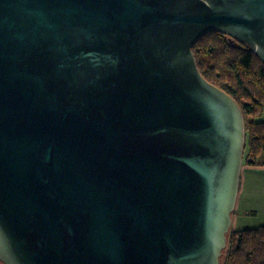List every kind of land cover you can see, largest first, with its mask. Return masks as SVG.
<instances>
[{"label":"water","instance_id":"water-1","mask_svg":"<svg viewBox=\"0 0 264 264\" xmlns=\"http://www.w3.org/2000/svg\"><path fill=\"white\" fill-rule=\"evenodd\" d=\"M264 62V0H0V261L221 264L246 144L193 51Z\"/></svg>","mask_w":264,"mask_h":264},{"label":"trees","instance_id":"trees-1","mask_svg":"<svg viewBox=\"0 0 264 264\" xmlns=\"http://www.w3.org/2000/svg\"><path fill=\"white\" fill-rule=\"evenodd\" d=\"M193 51L205 78L231 94L242 108L243 163L264 165V62L249 44L219 31L203 35ZM223 256L221 264H264V225L231 230Z\"/></svg>","mask_w":264,"mask_h":264},{"label":"crops","instance_id":"crops-1","mask_svg":"<svg viewBox=\"0 0 264 264\" xmlns=\"http://www.w3.org/2000/svg\"><path fill=\"white\" fill-rule=\"evenodd\" d=\"M264 225V165L244 164L230 230ZM3 262L0 261V264Z\"/></svg>","mask_w":264,"mask_h":264},{"label":"rangeland","instance_id":"rangeland-1","mask_svg":"<svg viewBox=\"0 0 264 264\" xmlns=\"http://www.w3.org/2000/svg\"><path fill=\"white\" fill-rule=\"evenodd\" d=\"M231 231V230H230ZM222 260H221V262L223 263L224 261H225V256H223L222 258H221ZM2 264V263H1ZM4 264V263H3Z\"/></svg>","mask_w":264,"mask_h":264}]
</instances>
